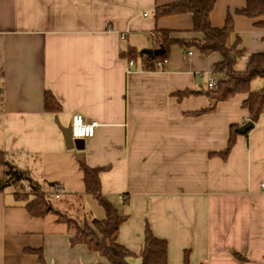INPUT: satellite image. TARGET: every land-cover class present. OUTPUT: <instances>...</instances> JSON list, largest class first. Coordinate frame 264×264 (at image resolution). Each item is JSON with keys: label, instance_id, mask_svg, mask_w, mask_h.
I'll list each match as a JSON object with an SVG mask.
<instances>
[{"label": "crops", "instance_id": "crops-1", "mask_svg": "<svg viewBox=\"0 0 264 264\" xmlns=\"http://www.w3.org/2000/svg\"><path fill=\"white\" fill-rule=\"evenodd\" d=\"M176 1L0 0V150L57 210L90 225L106 213L86 191L79 161L102 167V194L126 217L118 240L136 254L130 264H141L147 223L167 240L168 264H264V113L237 131L225 155L230 126L250 119L248 93L218 102L206 93L210 76H225L215 71L221 55L173 45L163 69L150 65L161 58L144 52L154 50L150 33L202 37L191 13L156 16ZM246 4L216 0L210 15L217 28L232 15V41L238 36L245 51L240 70L264 52V26L256 25L264 16L238 13ZM259 79L252 90L264 87ZM47 92L58 112L46 108ZM77 112L100 125L82 148H69L58 124ZM55 187L66 196L59 205ZM25 192L0 191V264H40L38 251L46 264H111L72 244V228L54 213L32 215L17 194Z\"/></svg>", "mask_w": 264, "mask_h": 264}, {"label": "trees", "instance_id": "trees-1", "mask_svg": "<svg viewBox=\"0 0 264 264\" xmlns=\"http://www.w3.org/2000/svg\"><path fill=\"white\" fill-rule=\"evenodd\" d=\"M215 3L216 0H178L174 3L157 7V17L176 13H191L194 31L201 33L202 37L180 39L173 37L171 30H162L153 37L154 49H164V53L156 58H169L173 45H180L186 52L196 48L205 55L220 54L222 59L215 64V71L224 72L225 76L219 79L217 89L208 88L206 93L216 102L229 100L240 92L248 93L243 106L249 111V119L255 123L260 115L264 113V87L260 90H252L251 83L256 78L264 79V52L251 53L245 63V68L242 70L237 69L238 59L245 54V51L239 47L241 40L238 36L232 41L234 33L232 15H228L224 27L217 28L212 25L210 15ZM238 13L244 14L249 18L264 16V0H247L246 6L238 10ZM256 25L264 26V21H259ZM130 57L134 58L135 54L133 52L130 53ZM150 59V65L153 66V59ZM191 92L187 91L181 94L184 95ZM45 103L46 108L49 110L58 112L61 108L55 96L49 92L45 95ZM237 128L236 124L230 126L229 142L224 151L225 155L230 152L235 144ZM0 164L5 167V175L0 179V191L11 185L17 186L19 190L26 191L23 196H20L19 193L17 194L19 198L27 200V210L34 216H45L48 213H54L58 221H66L74 233L71 239L72 244H86L90 249L99 252L111 264H130L127 258L136 254L118 240L120 225L126 217L102 194L100 183L102 167H90L84 160L81 159L79 161L86 191L99 202L106 213L104 219L94 218L92 220L93 225H90L87 221L80 223L70 219L67 215L57 210L42 190L40 184L27 172L10 162L5 152L1 150ZM29 194L32 195V198H30ZM167 252V240L156 236L147 223L145 226L144 245L140 253L141 264H168ZM38 253L40 264H46L42 252L38 251ZM93 264L103 263L96 262ZM186 264H189L187 258Z\"/></svg>", "mask_w": 264, "mask_h": 264}, {"label": "built area", "instance_id": "built-area-1", "mask_svg": "<svg viewBox=\"0 0 264 264\" xmlns=\"http://www.w3.org/2000/svg\"><path fill=\"white\" fill-rule=\"evenodd\" d=\"M156 32L150 33V37H154ZM124 36V35H123ZM191 53V51H189ZM168 62V58H159L158 60L153 61V65L157 66L160 69H163ZM130 65H134V61H129ZM208 88L214 90L217 89L218 80L214 76H210L208 78ZM100 125L98 121H86L84 116L77 112L72 115L71 118V129H72V137L73 138H89L95 134L96 128ZM55 197H59L61 195V188L55 187L54 192Z\"/></svg>", "mask_w": 264, "mask_h": 264}, {"label": "water", "instance_id": "water-1", "mask_svg": "<svg viewBox=\"0 0 264 264\" xmlns=\"http://www.w3.org/2000/svg\"><path fill=\"white\" fill-rule=\"evenodd\" d=\"M146 54H148L151 57L162 55L164 53V49H154V50H146L144 51ZM201 92H204L202 90ZM213 104H215V101H213ZM65 139L66 146L71 148V147H78L82 148L84 145V139L83 138H73L72 137V129H71V123L68 124L67 126H62L60 123L58 124ZM252 127H254V122L249 120L247 123H245L243 126H241L237 131L239 133H246L248 130H250Z\"/></svg>", "mask_w": 264, "mask_h": 264}, {"label": "rangeland", "instance_id": "rangeland-1", "mask_svg": "<svg viewBox=\"0 0 264 264\" xmlns=\"http://www.w3.org/2000/svg\"><path fill=\"white\" fill-rule=\"evenodd\" d=\"M218 81H219V79H218ZM262 82V80L261 79H259V78H256L254 81H253V83H252V87H253V89H255V88H259V86H260V83ZM218 87V86H217ZM65 194H63L60 198H53V204L55 205H59L61 202H64L65 201ZM80 223H82V222H80Z\"/></svg>", "mask_w": 264, "mask_h": 264}]
</instances>
